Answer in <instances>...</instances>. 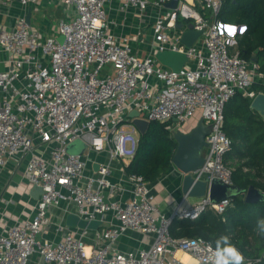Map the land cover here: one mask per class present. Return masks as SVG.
Listing matches in <instances>:
<instances>
[{
	"label": "built area",
	"instance_id": "1",
	"mask_svg": "<svg viewBox=\"0 0 264 264\" xmlns=\"http://www.w3.org/2000/svg\"><path fill=\"white\" fill-rule=\"evenodd\" d=\"M61 1L74 15L59 22L57 34L33 26L26 13L14 27L0 25V47L10 56V68L0 72V169L10 158H26L25 178L42 188L32 217L0 232V264H30L35 256L42 264H210L215 248L211 242L175 238L169 228L174 219L196 220L208 208L223 214L231 199L212 204L206 196L190 207L182 202L167 215L153 202L150 183L128 174L131 197L122 202L116 193L123 186L108 179L110 163L128 164L137 151L141 134L131 124V112L138 111L150 123L176 119L173 131L199 114L211 130L204 166L195 176L233 185L234 169L226 160L232 140L223 128L225 106L239 92L253 100L258 94L253 84L264 83L258 63L236 50L237 37L246 27L217 19L224 0H180L177 8L155 18L152 51L141 56L131 38L114 34L106 8L112 0ZM169 1L118 3L122 12L163 11ZM40 2L20 0L25 10ZM179 23L182 30L193 24L202 32L192 46L181 43ZM164 51L183 53L188 62L173 71L156 58ZM124 124L132 130L123 132ZM76 140L87 146L82 155L67 152ZM93 153L105 155L109 163L87 173ZM71 206L83 220L109 214V223L114 218L118 224L96 231L89 241L90 229L67 226V214L53 222L51 211L66 208L70 214ZM126 230L144 235L145 247L117 250ZM237 248L244 264L261 262Z\"/></svg>",
	"mask_w": 264,
	"mask_h": 264
},
{
	"label": "trees",
	"instance_id": "2",
	"mask_svg": "<svg viewBox=\"0 0 264 264\" xmlns=\"http://www.w3.org/2000/svg\"><path fill=\"white\" fill-rule=\"evenodd\" d=\"M217 19L246 27L237 37L236 50L248 61L256 55L259 72L264 76V0H224ZM252 89L264 93V83L256 82ZM251 102V98L239 92L225 106L223 128L232 140V151L226 160L234 169V185L244 190L255 186L264 192V120L251 109ZM175 127L172 121L151 122L147 132L140 135L132 161L125 167L127 174L141 175L153 183L167 173L177 148L173 138ZM261 218L264 203L249 204L242 193L230 200L223 214L208 208L196 220L174 219L169 230L175 238H203L214 247L218 237L227 235L247 257L260 258L259 264H264V237L254 230Z\"/></svg>",
	"mask_w": 264,
	"mask_h": 264
},
{
	"label": "crops",
	"instance_id": "3",
	"mask_svg": "<svg viewBox=\"0 0 264 264\" xmlns=\"http://www.w3.org/2000/svg\"><path fill=\"white\" fill-rule=\"evenodd\" d=\"M171 1L165 5L163 11L152 9L139 11L130 9L126 12H122L119 9L118 0L110 1L106 8L114 34L117 37L131 38L134 49L141 56L149 54L153 48V38L151 36L153 22L161 13H165L166 10L171 9L168 5ZM61 3V0H41L38 6L25 10L20 0H6L5 3L0 4V25L14 27L17 18L24 13L28 16L30 10L31 21L33 23L34 20H38L36 18L38 12L42 10L46 12L50 8L55 7L62 8ZM70 8L66 6L64 12H71L68 14L74 15L73 9ZM199 9H201L200 6ZM206 13L209 15V12ZM45 30L51 34L49 31L51 30V26L47 22L45 24ZM9 60V54L0 47V72L10 68ZM128 161L129 164L132 159ZM102 162L109 163V159L105 155L94 153L89 155L87 173L96 171ZM26 163V158L13 157L8 159L6 165L0 169V232L5 231L20 221L31 218L40 197V192L35 190V186L30 185L24 176ZM128 164H124L120 160H113L110 163L112 173L108 179L113 183H119L123 186V190L116 193V199L122 202H126L131 197V185L127 181L128 174L125 170ZM183 178L184 175L182 172L172 165L167 173L155 182L150 183L153 202L157 203L161 211L167 215H173L182 202V207H190L200 201V199L188 197L183 194ZM106 194L108 195L107 191ZM68 210L72 213L74 206H71ZM51 212L55 215L54 223L64 220V216L69 214L68 212L66 213V208L55 209ZM110 219H112L111 215L106 214L102 219L98 220L101 222V225L95 224L90 229L91 237H88V240H93L96 231H100L110 225L118 224L114 218L113 224H110ZM51 237H54V235H51ZM146 243L147 238L144 235L132 230H126L118 241L116 249L120 251L138 250L144 248ZM34 258L37 259L39 264H42L38 256Z\"/></svg>",
	"mask_w": 264,
	"mask_h": 264
},
{
	"label": "water",
	"instance_id": "4",
	"mask_svg": "<svg viewBox=\"0 0 264 264\" xmlns=\"http://www.w3.org/2000/svg\"><path fill=\"white\" fill-rule=\"evenodd\" d=\"M179 0H172L168 5L169 8H177ZM31 11V10H30ZM27 16V21L31 23V12ZM183 29V24L177 26ZM200 31L194 30V25L189 24L187 30H182L181 43L185 46H192L201 36ZM63 36L59 37L63 41ZM157 60L164 66L169 67L173 71H180L188 62L185 54L174 51H164L156 53ZM258 63L256 55L251 59ZM251 109L257 112L264 120V93L259 92L251 102ZM133 120L131 124L138 129L141 135L145 134L149 129L150 122L139 118V112L133 111L129 115ZM177 120L175 119L174 122ZM211 128L205 124L204 119L200 118L195 127L187 132L176 130L173 132V138L177 142V148L172 157V165L175 166L184 175L183 178V194L188 197L197 199L209 196L212 204H217L223 200L233 199L240 194H245V201L249 204L264 203V192L257 189L255 186L244 190L236 185H229L220 180L213 179L209 182L208 179H201L195 176V173L204 166L205 158L203 156L204 149L209 146L206 137L209 135ZM86 144L81 140L72 142L67 147V152L70 154L82 155ZM35 190L42 194V188L35 186ZM69 227H79L82 229H91L95 224L101 225L98 220L86 221L78 215L70 213L65 220ZM264 260V255H263Z\"/></svg>",
	"mask_w": 264,
	"mask_h": 264
},
{
	"label": "clouds",
	"instance_id": "5",
	"mask_svg": "<svg viewBox=\"0 0 264 264\" xmlns=\"http://www.w3.org/2000/svg\"><path fill=\"white\" fill-rule=\"evenodd\" d=\"M259 234L264 237V218L256 221V227ZM210 264H244V255L231 242L227 235H221L215 242V248L211 253Z\"/></svg>",
	"mask_w": 264,
	"mask_h": 264
},
{
	"label": "rangeland",
	"instance_id": "6",
	"mask_svg": "<svg viewBox=\"0 0 264 264\" xmlns=\"http://www.w3.org/2000/svg\"><path fill=\"white\" fill-rule=\"evenodd\" d=\"M61 5H62V8L55 7V8H50L46 12H44L43 10L41 12H38L37 15H36L37 16L36 18H38V20L37 21L36 20L33 21V26L41 28V25L45 26V24L47 22V24L48 25L50 24V26H51V30H49V31L52 34L53 33L57 34L59 21L61 19H67L68 17L72 16L71 14H68V13H71V12H64V10L66 9L67 5H65L63 3H61ZM61 13H62V15H61ZM199 120H200V115L197 114L196 118L188 126L183 125V126H177V127L180 128L181 130H191L193 127L196 126V124L198 123ZM121 130L123 132H130L132 130V126H130L129 124L128 125L124 124V125H122ZM33 258L31 259L30 264H39L37 259H35V258L33 259Z\"/></svg>",
	"mask_w": 264,
	"mask_h": 264
},
{
	"label": "bare ground",
	"instance_id": "7",
	"mask_svg": "<svg viewBox=\"0 0 264 264\" xmlns=\"http://www.w3.org/2000/svg\"><path fill=\"white\" fill-rule=\"evenodd\" d=\"M185 259L188 260V257H186Z\"/></svg>",
	"mask_w": 264,
	"mask_h": 264
},
{
	"label": "snow or ice",
	"instance_id": "8",
	"mask_svg": "<svg viewBox=\"0 0 264 264\" xmlns=\"http://www.w3.org/2000/svg\"><path fill=\"white\" fill-rule=\"evenodd\" d=\"M241 31H243V29H241Z\"/></svg>",
	"mask_w": 264,
	"mask_h": 264
}]
</instances>
